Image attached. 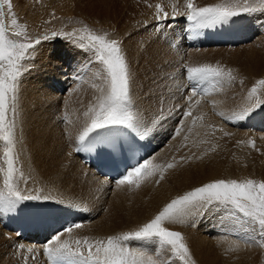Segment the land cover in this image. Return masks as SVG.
I'll list each match as a JSON object with an SVG mask.
<instances>
[{
  "label": "bare ground",
  "instance_id": "bare-ground-1",
  "mask_svg": "<svg viewBox=\"0 0 264 264\" xmlns=\"http://www.w3.org/2000/svg\"><path fill=\"white\" fill-rule=\"evenodd\" d=\"M79 1L80 2L77 3H80V5L76 6V10H80L83 8L84 9L83 12H86L87 16L90 17L92 16V18L95 17L96 21L104 20L103 22L105 23V28L108 27L110 31L114 32V34L111 36H113L116 40H118L121 49L122 50L129 49V51L127 50L128 53H125V51L122 52L126 58V62L128 64V69L131 78L130 79V98H131L130 110L134 113L135 124H136V130L133 131L137 132V134L139 135L142 134L143 137L148 141L151 147L149 160H151L154 164H159V165L175 163L174 168L168 169L164 173V179L161 180L159 184L155 183V181L159 178L157 174L156 176L150 177L147 180H145L137 191H141V193L150 192L152 201L156 203L155 205L163 208V206L166 203L171 201L169 195L175 190L174 188L171 187L173 186V184L176 185L175 188L176 189L178 188L180 190L179 194L182 195L187 190L186 184L188 183L186 182L190 181L191 178L193 180L201 179L198 181H202V177L200 173L199 174L197 173L198 175H195L194 177L190 176V174L193 175V173L196 170L202 171L203 170L202 167L205 168L207 173L205 174L204 177H206V179L217 178L219 171L221 175L223 168L227 167L229 163L226 166H225L226 162L223 164L221 162V164L215 165V161L212 160V158H206L204 153L205 151L202 152V150L200 149H203V146L213 147L215 144L216 145L214 148L218 147L217 149H233L232 148L233 145L232 141L234 140L232 139L233 137L228 141L226 139L220 141V137H221L220 131L223 130L226 133H230L231 135L236 133L239 136L244 135L243 134L244 132L234 131L233 129H231V126L228 123L223 122V117L225 118L226 116H231L233 115V113L239 112L241 109H243L242 99L238 100V97L241 95H239L238 92H234L236 96L234 95V98L231 99L229 95L224 94L229 96V101H228L227 99H224L225 96L221 97L220 93L222 91L218 93L215 90H213L214 94L210 95L207 98L202 97V99L199 98L195 99V97H192V100L190 101L189 97L191 95L189 93V90L185 86L183 82L184 80H180L178 76L180 72H182L181 70L185 69V65L199 66L202 64H210V65H218L222 67V64H224L229 59L226 58L228 57L227 55L226 57L224 56L225 51H230L233 48H230L228 45L227 46L229 48H227L226 46H221L223 48L208 47V46H206L208 48H203V49L202 48L195 49L194 47L187 48L185 45L184 38L181 34V30L184 29L183 24L186 25V23L184 22L185 19L184 17L186 16V14L184 16L183 15L184 13L181 14V16L174 15L173 17H170L169 20L168 18L164 20L162 26L165 28L164 32L166 34L164 36L163 35L164 32H163L162 34L163 37L159 36V38L162 37V39L157 38V36L156 38H154L155 35L157 34L156 33L155 35H153L154 39L151 38L152 39L151 40L150 39L151 36H150L147 38L150 41L146 42L144 40L146 42L144 44L138 41L140 37L138 39L136 38V40L140 44H142L141 46L139 45L138 42L133 41L134 43L131 44L130 46L128 45L129 46L128 47L126 45L127 44L126 42L130 38L129 35L132 33V31L134 32L135 30H131L130 33V29H133L134 27L131 28V25L129 24L126 25V22H128V20L130 19V18L128 19L127 17H129V15H131L134 10L131 11V14H129L128 12L129 15L127 16V10L129 8L128 9L126 8L127 10H125L126 11L125 17L128 20L126 19L127 21H124L125 23H122L123 21L118 22L119 20H117V22L115 21V18L120 14L119 10L121 9L122 12V8H124L127 4L124 0L123 1L119 0L124 4L126 3L125 6H123L122 8H121L122 6L121 2H118L119 4L118 3L115 4L113 3V0H79ZM164 1L165 0H162L161 4L165 6L166 4H170V3H172L170 5H173V2L175 0H167L165 2ZM43 2L46 3L47 1H43ZM70 2L73 1L49 0L48 6L51 7V10L54 11L56 15L61 13H66L67 15V13L70 12V8L72 6ZM114 2L116 1L114 0ZM219 2H221V0H194V4L198 3L196 7L208 6ZM116 5H121V6H119L118 8ZM131 5L129 7H131ZM139 6L141 5L139 4ZM131 8L135 9L134 6H132ZM42 9L44 8L42 7ZM139 9L140 8H138V10ZM142 9L143 8L141 7L140 12L143 11ZM138 10L136 11L138 12ZM181 10L186 12V8L184 7H181ZM44 12L48 14L50 13V9L49 10L46 9ZM141 13H143L144 15L145 10ZM260 13L258 15V11H256L253 14L254 18L252 17L253 19L251 20V23L253 25V23L256 20V22L259 24V28L254 27L255 35L253 41L250 43L251 45L249 44L251 48L252 46H255L256 48L258 47L257 51H253L251 52V54H248V59L246 57L247 55L245 56L246 61L244 65H242L243 62L242 64H240V59H236V57H235L236 60H234L233 58L231 59L230 57L231 59L230 62L228 63L229 60L227 61V63L230 64L229 66L230 69L233 70L232 69L233 67L235 68L236 71L235 74H233V76H235L236 79L232 81L235 86H237L236 82H244V84H246L250 82L252 79L259 80V77H264V18L262 15H260ZM137 15L136 18L138 20L139 19L138 17L140 15H138V17ZM162 15L161 17H163ZM143 20L148 21L144 18ZM143 20L142 23L140 24H144L145 21L143 22ZM148 22L149 23L151 22L152 24L151 20H149ZM244 24L245 22L243 19L240 20L239 18L238 19L235 18V20L232 23L221 25V30L228 32L232 38V41L229 42L228 44L232 42L240 43L244 37L243 33H245V36L247 35V32H249L251 28H247L246 24L245 25ZM125 26L130 27V29L126 31V32L129 31L128 33H130L127 35L129 38H127V36L125 37L126 35V33L124 34ZM143 26L145 27V25H142V27ZM149 27L147 29H151V27L150 28ZM55 28L56 26L52 29ZM141 28L139 29L141 30ZM137 32L136 33L134 32V34L139 33ZM144 33L140 35H144L145 37H147L148 35H151L150 33L154 34L153 31L152 32L147 31L148 34L147 33L144 34ZM108 37L110 38V36ZM124 37L125 40L127 41L123 43ZM135 37L137 36L135 35ZM135 37L133 38L135 39ZM46 46L45 45L43 46L44 49ZM239 46H241L242 49L244 45H239ZM66 47L68 46L66 45ZM36 48L37 50L39 49L38 47ZM239 49L240 47H236L235 50H239ZM46 50L47 48L44 50V52ZM57 50L60 51V49ZM42 53H40V55ZM51 54H48V56L52 57L50 56ZM32 55H33V59L30 65L32 64L31 67H33L34 69L33 75H31V79L27 83L25 82L26 84L20 89V92H18V101H17L18 115H17L16 136L21 137L22 144L16 143V149H15V156L17 158L16 167L20 169V173L17 174L16 184L23 194L39 195L41 199L34 201H26L21 206H19L15 212L0 215V253H2V251L4 252V250L9 251V249L11 248H13L14 251L15 250L14 247L16 246L17 248L22 249V255L24 257L28 255L27 258L30 264H42L43 261L45 264L44 259H46L47 257L44 255V248L46 245H48L49 240L52 239L53 236L60 235L61 233H63V235H61L62 240L63 239L83 240L85 237H87L90 241H95L97 239H106L110 235H117L119 233L127 231L126 228L130 223H128L127 226L122 224L120 211L113 212L110 211L111 209L110 210H106V209L108 208L107 205L111 204L109 203L111 202V199L115 196L120 195L119 190L128 187V185L118 187L116 181H108L106 179L99 178L93 172L90 166L83 164L81 161V151L78 150L81 148V145H79L77 141L85 125V117L83 116V113L87 110V106L89 103L95 102L94 97L99 95L97 89L95 87H93L90 90L88 88H85L89 85L88 84L87 86H83L84 88L81 87L82 89L75 88L76 90H74V88L73 89L72 88L70 89V87L67 88L70 89L69 93L71 94L66 93L67 91H64L67 95H65L63 92L61 96L59 94L57 95L58 88L63 86L60 85L61 81L63 80L61 70L62 67L66 66L65 64H67L65 63L64 65H62L63 63L58 64V62L59 63L60 61L66 62V60L68 61V59L65 60V58L64 59L59 58V60L56 59L58 60V62L56 63L51 61L47 63L48 60L46 59L48 57L45 59L46 61L43 62L44 59L43 60L42 59L40 60L38 58L36 59L35 55H38V53ZM241 56L238 57L241 58ZM74 58L76 60V56H74ZM71 59H73V57ZM137 71L141 72L140 75ZM136 72L140 77L137 75ZM184 74L186 73L182 72V76H184ZM136 75L140 78L139 84H141L140 86H142L141 87L142 95L140 94L141 91L136 93L135 84L132 85L133 82L138 79L136 78ZM165 75H167L166 84L168 86L166 84L164 85L162 84L166 79ZM22 79L24 80V78ZM94 81L98 82V80L97 81L94 80ZM93 82L90 83V85L94 84ZM158 83H160V85ZM154 84L155 85L158 84L159 87L158 85L156 86L158 88L151 87L154 86ZM136 85H138L137 82ZM162 85L163 86L166 85L170 89V91L168 90L169 91L168 92L166 90L167 88L164 89ZM133 86H134V91H133ZM184 90L186 93H182V91ZM222 90L224 91L226 90V88L225 89L223 88ZM91 94L93 95V98L88 97V96L91 97ZM62 95H65L63 97L64 100L62 98ZM70 95L73 96L71 98H67V96ZM197 99L200 100L198 115L185 118L184 112L189 110V104L190 103L194 104V101ZM57 110L60 111L59 116L57 114V119H60V117H62V114H64V118H65L64 123L62 121H61L62 123L61 122L59 123V121L56 119V116H53L55 111ZM50 115L52 116L51 118ZM198 116H201L202 119L197 120L196 124L193 126L192 119L193 117H198ZM212 124L214 125V131H212V129L210 128V125ZM189 127H192L193 129L191 133L188 132ZM218 128L220 129L219 131ZM178 130H180L179 135H177ZM185 136H188L187 141L184 140ZM202 154H204L203 158H202ZM0 155H2V150H0ZM216 157H220V156L217 155ZM215 159L219 160L220 158H215ZM0 165H2V161H0ZM225 169H226L225 172L226 174H232V175L234 174L233 172H231L230 170L231 168H225ZM194 174H196V172ZM167 181H171L174 183L169 182L170 184H172L170 186ZM0 186H2V177H0ZM139 196H141V194ZM43 197H50V199L45 200L43 199ZM143 203H146V201ZM118 208L121 209L120 207ZM153 208L155 207L153 206ZM128 209H130V207ZM127 215H125L124 217H126ZM127 218L124 219L127 221L128 220ZM47 220H51L53 222V225L50 226L47 225L46 222ZM140 221L141 220H138L137 222ZM76 224H80L81 227L75 228L74 226ZM212 224L214 223L212 222ZM168 225L165 224V226ZM68 227L73 228L71 234L64 232V230ZM219 227L221 228V225ZM223 228H227V227H223ZM17 230L21 232L25 230L24 232L29 236V238L24 239L23 241L20 240V236H18L16 232H14ZM205 230L206 231H204L202 234L200 233L201 235L200 234L198 235L200 237L197 238L196 241L195 239L191 240L194 246L191 244L189 246H192L195 252L194 253L190 248L191 255L198 264H212V261L217 262L218 264V261H215L216 258H214L215 259L214 260L211 255H209L211 257L207 255L208 251H206V254L204 256L201 253L202 255L201 257L200 251L203 249L200 250V248H205L206 250H210V251L212 249L214 251L218 249L216 251H219L220 250L219 248L221 247L224 248V246L226 245L227 246L232 245L230 247L235 246L232 243H234L236 239H234V237H231L230 235H226L222 237L217 230L212 228L211 229L205 228ZM183 232L181 233L183 234ZM190 232L194 233V230ZM193 233L191 235H193ZM187 236L190 237L189 234H187L184 237ZM147 245L148 244H142L141 242H138V243H132L131 247H143L146 248L150 254H152L151 250L147 248ZM28 250H32V252L30 253L28 252ZM230 252L228 251V253ZM163 253L162 255L160 254L162 259H163ZM85 254H86V249H85ZM225 254L227 253L225 252ZM235 254H239V253H234V255ZM167 256L168 255H166V257L164 256V259L165 258L167 259L168 258ZM210 258H212L213 260ZM18 262H21V260ZM74 262L78 263L77 261ZM12 263L13 262L11 261V264Z\"/></svg>",
  "mask_w": 264,
  "mask_h": 264
},
{
  "label": "snow or ice",
  "instance_id": "snow-or-ice-1",
  "mask_svg": "<svg viewBox=\"0 0 264 264\" xmlns=\"http://www.w3.org/2000/svg\"><path fill=\"white\" fill-rule=\"evenodd\" d=\"M185 8L186 18L192 29H202L230 24L243 13L264 12V0H255L254 5L250 4L249 0H221L219 3L203 7H196L193 0H186ZM156 10L158 15L163 11L159 4L156 5ZM6 16L10 20L8 24H5ZM164 18H167V13H164ZM58 35H66L78 48L90 54V59L99 66L95 76L102 81L101 84L93 85L99 95L94 97L95 102L89 103L83 113L85 125L77 143L88 150L108 148L111 155L133 151L132 144L119 142V129L136 130L135 116L130 110L131 78L120 43L109 39L107 34H97L87 27L79 30V34H51L52 37ZM12 36L21 39H12ZM50 38L43 37L44 40ZM40 42V39L30 40L25 26L18 24L13 13L12 0H0V215L15 212L26 201L41 199L39 195L23 194L18 188L16 178L20 169L16 167L15 156L18 92L21 78L27 71L23 61L30 59L29 50L34 49ZM185 68L189 81H211L214 87L236 79L231 69L226 70L217 65H185ZM262 87L264 79L257 80L248 92V99H254V103L233 113L231 119L243 120L261 106L257 93ZM197 95L199 93L193 88L189 100ZM199 104L198 99L194 104L190 103L189 110L184 112L185 118L192 116V108ZM199 119L202 117H193L192 125ZM192 130V127L188 128L189 133ZM93 133L96 135L92 136ZM179 134L180 130L177 131V135ZM184 140L187 141L188 136H185ZM248 144L250 147L255 146L252 141ZM174 167L175 163L159 165L146 160L128 171L116 183L118 187L128 185L138 189L145 180L158 174L159 178L155 183L159 184L164 179V173ZM43 199L48 200L50 197ZM210 209L222 211V219L234 227L244 231L251 229L264 238V181L219 179L177 195L153 218L134 230L95 241H90L87 237L83 240H62L63 233L53 236L44 248V255L49 264H64L66 261H77L78 264H169V260L161 259L160 255L161 252L167 251L170 253L172 264L177 259L180 264H189L191 255L183 235L178 231L169 230L165 224H184L190 217ZM74 227L80 228L81 225L76 224ZM72 231V227L64 230L68 234ZM133 241L155 244L156 255L153 256L143 247H131L130 242ZM261 246H264V243Z\"/></svg>",
  "mask_w": 264,
  "mask_h": 264
},
{
  "label": "rangeland",
  "instance_id": "rangeland-1",
  "mask_svg": "<svg viewBox=\"0 0 264 264\" xmlns=\"http://www.w3.org/2000/svg\"><path fill=\"white\" fill-rule=\"evenodd\" d=\"M23 1V2H22ZM43 1H47L46 3H44ZM48 1L49 0H12V4H13V13L15 14V18L17 19V21H18V24H21V25H24L25 26V28H26V31H27V37L30 39V40H35V39H40L41 40V42H40V44H38V45H36V47H38L39 49L37 50V48L35 47V50L34 49H31V50H29L30 52H31V57H30V59H28V60H26V61H23V64L27 67V71H25L24 72V74H23V76H22V78H24V80L21 78V84L19 85V92H20V89L31 79V75H33V71H34V69H33V67H31L32 66V64L30 65V63H32V59H33V55L32 54H37L38 53V55H35V57H36V59L38 58V59H44L43 60V62L44 61H46V60H48L47 61V63L48 62H54V63H56V62H58V60H59V58H61V59H64L65 58V60L66 59H68V61L66 60V62H62V61H60V63L58 62V64H62V65H64L65 63H67V64H65L66 66H63L62 67V78H63V80L61 81V83H60V85H63V86H61V87H59L58 88V90H57V95L59 94L60 96H61V94H65V95H67L66 93H69L70 92V89L72 88H74V90H76L77 88H81V87H83V86H87L88 84V86L89 87H91V88H89L88 86L87 87H85V88H88L89 90L90 89H92L93 88V86L92 85H94V84H101L102 83V81L101 80H99V79H97L96 78V76H95V73H96V71H97V69L96 68H98L99 66L96 64V62L94 61V60H91L90 59V54L88 53V52H85L84 50H81L80 48H78L74 43H73V41H72V39H70V38H67L66 37V35H58V36H56V37H52L51 36V34L53 33V32H57V33H63V34H67V33H71V32H76L77 34H79V30H81V29H83V28H85V27H87L88 29H90V30H92V31H94L95 33H97V34H100V35H103V34H107L108 36H110V38L109 39H114V40H116L113 36H111V35H113L114 34V32H112V31H110L109 30V28L108 27H106L105 28V23L102 21V20H98V21H96V18L94 17V18H92V16L90 17V16H87V13L86 12H83V8L82 9H80V10H76V6L78 5H80V3H77V2H80L79 0H71V1H73V2H70V4L72 5L71 6V8H70V12L69 13H67V15H66V13H61V14H58V15H56V13L54 12V11H52L51 10V7L50 6H48ZM75 1V2H74ZM116 2H114V0H113V3H118V2H121V1H123V0H121V1H119V0H115ZM126 3V6H125V4L123 3V2H121V4H122V6L121 5H116L118 8H119V6H121V8L123 7V6H125L124 8H122V12L124 13H122L121 12V9L119 10V13L120 14H122V15H118V16H121V17H116V18H118V19H116L115 18V21L117 22V20H119L118 22H122V23H125L124 21H127L129 18V20H128V22H126V25L127 24H129V25H131V28H133V29H130V27H128V26H125V28H124V34L126 33V35H125V37L128 35V34H130L131 33V30H135L134 32L136 33L137 31L139 32H137L138 34H134V32L132 31V33L129 35V37L127 36V38H129L128 39V41L127 40H125V37H124V39H123V43L124 42H126L125 44L128 46H130L131 44H133L134 42L133 41H135V42H142V44H144V43H146V42H148V41H150L149 39H147L148 37H150V39L152 38V39H154V38H156V36H157V38H159V36H162L163 37V35L165 36V32H164V27L162 26L163 25V22H164V20L162 21V23H160V25H158V22H159V20L160 19H165L164 18V13H167V18H168V20L170 19V17H173L174 15H178V16H181V14H183L184 16H185V14H186V12L185 11H182L181 10V7H184L185 8V2L186 1H180V0H175L174 2H173V5H170V4H172V3H170V4H166L165 6H166V10H167V12H164V13H162V14H160V15H158L157 16V10H156V5L157 4H161V2H162V0H124ZM127 1H129V2H127ZM156 1H158V2H156ZM165 1H167V0H165ZM164 1V2H165ZM177 1V2H176ZM180 1V2H179ZM132 2V3H131ZM150 2V3H149ZM193 2H194V0H193ZM249 2H250V4H255V0H249ZM29 3V4H28ZM128 3H131V4H128ZM134 3V4H133ZM176 5H175V4ZM182 3V4H181ZM20 4V5H19ZM44 4V5H43ZM73 4H74V6H73ZM119 4V3H118ZM136 4V5H135ZM138 4V5H137ZM139 4L141 5V6H139ZM198 3H195V6L197 5ZM127 5H128V7H127ZM131 5V7L132 6H134L135 7V9H132L131 7H129ZM115 6V7H116ZM170 6H171V8H170ZM42 7L44 8V9H42ZM46 7V8H45ZM116 7V8H117ZM140 8L139 10H138V8ZM141 7L143 8L142 10L144 11L145 10V13H144V15H143V13H141V12H143V11H141L140 12V10H141ZM180 7V8H179ZM75 8V9H74ZM128 10H127V9ZM137 8V9H136ZM46 9H50V13H45L44 11L46 10ZM175 9V10H174ZM75 10H76V12H75ZM82 10V11H81ZM125 10H127V16L129 15V14H131V11L132 10H134V11H136V10H138V12L136 11V12H132V14L131 15H129V17H125L126 15V11ZM171 10V11H170ZM78 11V12H77ZM169 11V12H168ZM175 11V12H174ZM180 11V12H179ZM182 11V12H181ZM5 12H7V9H5ZM72 12V13H71ZM128 12H129V14H128ZM261 11H258V15H259V13H260ZM140 15L139 17H138V15ZM144 16H142L141 14ZM153 13V14H152ZM169 13V14H168ZM64 14V15H63ZM74 14V15H73ZM83 14V15H82ZM133 14H136L137 15V17L139 18L138 20H137V18H136V15H133ZM244 14H246V13H243V15ZM253 14H254V12H252V13H248V17L249 18H251V20L254 18L253 17ZM133 15V16H132ZM147 15H148V17H147ZM152 15V16H151ZM161 15L163 16V17H161ZM260 15H262L263 16V18H264V12H261L260 13ZM61 16V17H60ZM84 16V17H83ZM123 16V17H122ZM131 16V17H130ZM50 17V18H49ZM134 17V18H133ZM140 17H141V19L143 20V18L144 19H146V20H151L152 21V24H151V22L149 23L148 21H145V20H143V22L145 21L146 22V24H145V22H144V24H140V23H142V20L140 19ZM146 17V18H145ZM241 17H243V16H241ZM253 17V18H252ZM49 18V19H48ZM120 18V19H119ZM124 20H123V19ZM136 18V19H135ZM59 19V20H58ZM122 19V20H121ZM127 19V20H126ZM158 19V20H157ZM238 19V18H237ZM87 20H88V22H87ZM91 21V22H90ZM101 21H102V23H101ZM130 21H131V23H130ZM10 22V20H9V18L6 16L5 17V24H8ZM58 22V23H57ZM133 22V23H132ZM57 23V24H56ZM101 23V24H100ZM138 25H137V24ZM148 23H149V25H150V27H151V29H147L148 27H149V25H148ZM53 24H56V25H53ZM134 24H136V25H134ZM58 25V26H57ZM125 25V24H124ZM142 25H145V27L143 26L142 27ZM56 26V28L55 29H52V28H54ZM100 26H101V28H100ZM103 26V27H102ZM96 27V28H95ZM138 29H137V28ZM144 29H142V28ZM149 27V28H150ZM163 27V28H162ZM253 27H256V28H259V24L256 22V20H255V22L253 23ZM100 28V29H99ZM139 28H141V30L139 29ZM157 28V29H156ZM162 28V29H161ZM128 29H130V33H128V32H126ZM146 29H147V31H150V32H154V34L153 33H150L151 35H148L147 36V34L149 33H147V31H146ZM96 30H97V32H96ZM107 30H109V31H107ZM258 30V29H257ZM103 31V32H102ZM251 30H249V32H250ZM147 33L146 34V36L147 37H145L144 35H140V34H143V33ZM163 32H164V34H163ZM257 32V31H256ZM144 33V34H145ZM157 33V34H156ZM133 34H134V36H133ZM156 34V35H155ZM161 34V35H160ZM163 34V35H162ZM185 34H186V32H185ZM135 35L137 36V37H135ZM153 35H155V37L153 36ZM44 36H49V37H51L50 39H48V40H44L43 39V37ZM135 37V39L133 38V37ZM111 37H113V38H111ZM140 37V38H139ZM141 37H142V40H141ZM154 37V38H153ZM162 37H160L161 39H162ZM12 39H21V38H17V37H14V36H12L11 37ZM136 38L138 39V41L136 40ZM146 38V39H145ZM159 38V39H160ZM246 38H248V35H246ZM151 39V40H152ZM125 40V41H124ZM146 42H145V41ZM244 40L245 39H242V42H244ZM118 41V40H117ZM253 40H251V41H249V42H246V43H244V44H240V45H244L245 46V48H244V46L242 47V49H241V46H234L235 47V49H236V47H240V49L239 50H235L234 49V47L233 46H229L230 48H233L232 50H230V51H225V53H224V56L226 57V55L228 56V57H226L228 60V63L230 62V60L233 58L234 60H236V59H240V64H242V62H243V64L242 65H244L245 64V59H246V57H247V59H248V54H251V52H253V51H257V48L255 47V46H252V48L254 49H252L251 47H250V43L252 42ZM132 42V43H131ZM138 42V43H139ZM139 43V45L141 46L142 44H140ZM250 44V45H249ZM46 46L45 47V49L47 48V52L45 51L44 52V47L43 46ZM66 45L68 46V47H66ZM61 46V47H60ZM64 46V47H63ZM72 46V47H71ZM128 46V47H129ZM246 46H249V47H246ZM43 49H42V48ZM56 47V48H55ZM76 47V48H75ZM227 48H229L228 46H226ZM74 48V49H73ZM219 48H223V47H219ZM251 48V49H250ZM57 49H60V51H58ZM66 49V50H65ZM41 50H43V51H41ZM48 50H49V52H48ZM57 52H56V51ZM70 51V52H68V51ZM74 50V51H73ZM78 50V51H77ZM128 51H129V49H127ZM127 50H122L123 52L125 51V53H128V51ZM33 51V52H32ZM34 51H36V52H34ZM38 51V52H37ZM51 51V52H50ZM53 51H55V52H53ZM127 51V52H126ZM239 51V52H238ZM42 52H44V53H42ZM66 52V53H65ZM67 52H68V54H67ZM73 52H74V54H73ZM230 54H228V53ZM249 52V53H248ZM40 53H42L41 55H40ZM53 55H52V54ZM56 53H57V56H56ZM59 53V54H58ZM76 53H78V54H83L84 56H86V57H83L82 59H80V56H78ZM233 53V54H232ZM239 53V54H238ZM44 54V55H43ZM46 54V55H45ZM48 54H51L50 56H52V57H49L48 56ZM70 54V55H69ZM244 54V55H243ZM40 55V56H39ZM242 55V56H241ZM247 55V56H246ZM38 56V57H37ZM45 56V57H44ZM60 56V57H59ZM74 56H76V60H75V58H74ZM241 56V58H239V57ZM246 56V57H245ZM42 57V58H41ZM48 57V58H47ZM58 57V58H57ZM68 57V58H67ZM73 57V59H71ZM230 57H231V59H230ZM235 57H236V59H235ZM238 57V58H237ZM47 58V59H46ZM46 59V60H45ZM49 59H51V60H49ZM55 61H54V60ZM56 59H58V60H56ZM80 60V61H79ZM30 61V62H29ZM72 61V62H71ZM73 61H74V63H73ZM79 61V62H78ZM227 61L224 63V64H222V68H224V69H230V64H228L227 63ZM71 62V63H70ZM76 62V63H75ZM78 62V63H77ZM68 64H69V67L72 69L73 67H74V69H73V71H71V72H67V70L66 69H68L69 67H68ZM218 66V65H217ZM30 68V70H29V68ZM244 67V66H243ZM32 68V69H31ZM69 68V69H70ZM88 68V69H87ZM84 69L86 70V71H84ZM94 69V70H93ZM232 74H235V68H233L232 67ZM29 70V71H28ZM93 70V71H92ZM31 71V72H30ZM183 73H186V68L184 69V70H181ZM89 72V73H88ZM138 73H139V75H140V71H137ZM136 72V73H137ZM234 72V73H233ZM83 73V74H82ZM92 73H94V74H92ZM138 73H137V75H138ZM92 74V75H91ZM187 74V73H186ZM185 74V75H186ZM79 75V76H78ZM89 75V76H88ZM136 75V78H138L137 80H135L134 82H133V84L132 85H134L135 84V88H136V90H135V92L136 93H138V92H140V94L142 93V86H140L141 84H139L140 83V76L138 77ZM64 76H66V79H65V77ZM84 76V77H83ZM166 77V79H165V83L163 82V81H161V82H163L162 84L164 85V84H166L167 82V75H165ZM30 77V78H29ZM77 77V78H76ZM86 77V78H85ZM90 77V78H89ZM92 77V78H91ZM29 78V79H28ZM75 78V79H74ZM94 78V79H93ZM96 78V79H95ZM264 79V77H259V80H261V79ZM26 79H27V81H26ZM92 79H93V81L94 80H98V82H93L92 81ZM169 79V78H168ZM66 80H68V81H66ZM145 80V79H144ZM164 80V79H163ZM170 80V79H169ZM86 81H88V82H86ZM91 81V82H90ZM256 81H257V79H252L250 82H248V83H246V84H244V82H236V85L237 86H235L234 84H233V82H230V83H228V82H223V83H221V87L219 86V85H216L215 86V88H214V90L216 91V92H218V93H220V91H222L221 93H220V95H221V97L222 96H225V98L224 99H227L228 101H229V96H230V98L231 99H233L234 98V92H238L239 93V95H241V96H239L238 97V100L239 99H242V108H244L245 106H247V105H249V104H251V103H254V99L252 100V101H250L249 99H248V92H249V90L256 84ZM26 82V83H25ZM67 82H69V83H67ZM94 83V84H92V85H90V83ZM136 82H137V84L138 85H136ZM160 82V83H161ZM184 82V84H185V86H186V82L187 81H183ZM67 83V84H66ZM160 83H158L159 85H160ZM235 83V82H234ZM69 84V85H68ZM82 84V85H81ZM157 84V85H158ZM59 85V86H60ZM68 85V86H67ZM72 85V86H71ZM75 85V86H74ZM77 85V86H76ZM157 85H155L154 84V86H151V87H155V88H158L159 87V85H158V87H156ZM162 85V87H164V89H166L167 91L169 90L170 91V89L166 86H163ZM226 85V86H225ZM250 86V87H249ZM70 87V89H67V88H69ZM151 87H149V88H151ZM161 87V88H162ZM225 89L226 88V90H222L223 88ZM248 87V88H247ZM76 88V89H75ZM84 88V87H83ZM82 89V88H81ZM87 89V90H88ZM141 89V90H140ZM166 90H165V92H166ZM64 91H67L66 93L64 92ZM133 91H134V86H133ZM168 91V92H169ZM228 91V92H227ZM63 92V93H62ZM224 92V93H223ZM182 93H186L185 92V90L184 91H182ZM190 93V92H189ZM229 93V94H228ZM69 94H71V93H69ZM68 94V95H69ZM224 94H227V95H229V96H227V95H224ZM65 95H62V98L65 96ZM142 95V94H141ZM191 95V94H190ZM190 95H187V96H190ZM242 95H243V97H242ZM257 95H258V97H259V99H260V101H261V106L260 107H258V108H256L255 110H258V109H264V87H262V88H260L259 90H258V93H257ZM73 96V95H72ZM71 95L70 96H67V98H71L72 97ZM236 96V95H235ZM89 98H93V95L91 94V97L90 96H88ZM242 97V98H241ZM196 98H198V97H195V99ZM204 98V97H203ZM200 99H202V97H200ZM63 100H64V98H63ZM245 101V102H244ZM238 102V101H237ZM17 110H18V108H17ZM254 110V111H255ZM59 110H57V111H55V113H56V115H55V113H54V115L53 116H56V119H57V114H58V116H59V113H60V111L58 112ZM52 116L50 115V118H51ZM63 118V119H62ZM61 119V120H60ZM60 119H57L58 121H59V123L62 121L63 123L65 122L64 120H65V118H64V114H62V117H60ZM61 122V123H62ZM221 133V137H220V141H222L223 139H226L227 141L228 140H230L232 137V139H234L232 142H233V145H232V148L233 149H217V148H214L215 147V145L212 147H207V146H203V149H200V150H202V152H204L205 153V156H206V158H212V160H214L215 161V165H218V164H221V162H222V164L223 163H225V166L229 163V165L227 166V167H224L223 168V171H222V174L220 175V171H219V173H218V175H217V178H212V179H206V177H204L205 176V174L207 173L206 172V169L205 168H203L202 167V169H200V170H202V171H198V170H196L195 172H196V174H194L193 173V175L192 174H190V176H192V177H194L195 175H198L199 173H200V175H201V177H202V181H203V183H202V181H198V180H201V179H192L191 177V179H192V181H191V179H190V181H188V182H186V183H188V184H186V188H187V190L186 191H190V190H192L193 189V187L195 188V186L196 187H199V186H201V185H203V184H205V183H209V182H212V181H214V180H219V179H224V180H229V179H235V180H237V181H240V180H245V179H253V180H257V181H264V131H261L259 134H255V137H249V136H244V135H241V136H239V135H237V133L236 134H233V135H231L230 133H227L226 134V132L223 130V131H221L220 132ZM244 134V133H243ZM19 141V142H18ZM249 141H252L253 143H254V147H250L249 146V144H248V142ZM16 143H18V144H22V140H21V137L19 136V137H17L16 136ZM219 145V144H218ZM198 148V147H197ZM219 153H220V155H219ZM224 156H223V155ZM220 156V157H216V156ZM222 155V156H221ZM215 156V157H214ZM204 157V154H202V158ZM233 157V158H232ZM162 158H164V157H162ZM215 158H220L219 160H217V159H215ZM223 158H224V160H223ZM226 160V161H225ZM214 161H213V163H214ZM263 162V163H262ZM242 163V164H241ZM232 164V165H231ZM231 165V166H230ZM243 167V168H242ZM245 167V168H244ZM225 168H231L230 170H231V172H233L234 174L232 175V174H226L225 172H226V169ZM251 168V169H250ZM236 169V170H235ZM245 169V170H244ZM192 170V169H191ZM225 170V171H224ZM242 170V171H241ZM259 171V172H258ZM191 173V172H190ZM198 173V174H197ZM204 173V174H203ZM236 173V174H235ZM206 179V180H205ZM194 181H197V182H194ZM168 183L170 182V183H174V182H171V181H167ZM169 183V185L171 186L172 184H170ZM199 183V184H198ZM201 183V184H200ZM142 185V184H141ZM169 186V187H170ZM172 188H174L175 190L168 196L170 199H173V198H175L177 195H180L179 193H180V190L177 188H175L176 187V185H174L173 184V186H171ZM138 189L137 188H135L134 186H132L131 188L128 186V187H125V188H122V189H120L119 190V193H120V195H118V196H115V197H113L112 199H111V202H109V203H111V204H109V205H107L108 206V208L106 209V210H110V211H113V212H116V211H120V217H121V220H122V224L123 225H125V226H127V224L128 223H130V224H128V226H127V231H131V230H134L139 224L141 225V224H143V223H146V222H148L151 218H153L161 209H162V207H158L157 205H155L156 203H154L153 201H152V199H151V194H150V192H148V193H141V191H137ZM173 190V189H172ZM140 192V193H139ZM176 192H178V193H176ZM175 193H176V195H175ZM141 194V196H139ZM124 195V196H123ZM175 196V197H174ZM146 197V198H145ZM119 199V200H118ZM124 199V200H123ZM144 200V201H143ZM127 202V204H126V202ZM146 201V203H143V202H145ZM149 202V203H148ZM153 204V205H152ZM153 206L155 207V208H153ZM118 207H120L121 209H122V207H123V209H122V211L123 212H125V213H123L122 211H121V209H119ZM130 207V209H128ZM148 207V208H147ZM161 208V209H160ZM151 209V210H150ZM222 211H220V212H217V211H215V210H208L207 212H204L203 214H197L196 216H194V217H190L184 224H170V225H168L167 223H166V225H168V226H165V227H168L169 228V230H172V231H178V232H185V233H187V234H189V236L193 233H191L190 231H193L194 230V233H193V235H191L190 237H184V236H186L187 234H185L184 232H183V234H185V235H183L181 232V234L183 235V237H184V242L187 244V246H188V248H189V251H190V255H191V250L194 252V248L192 247V246H189L190 244L191 245H193L194 246V244H193V242L191 241V240H194L195 239V241H196V239L197 238H199L200 236H198L200 233L202 234L204 231H206L205 230V228H209V229H215V230H217L219 233H220V235L222 236V237H224V236H226V235H230V236H234V239H236L235 241H234V243H232L233 245H235V246H233V247H230V246H232V245H226V246H224V248L223 247H221V248H219L220 250L219 251H216V250H218V249H216L215 251L212 249L211 251L210 250H206L205 248H200V250L201 249H203V250H201L200 251V255H201V253L203 254V256L206 254V251H208L207 253V255L209 256V255H211L212 256V258L214 259V258H216V260L215 261H218V264H224L225 262V264H264V246H261V244L262 243H264V238H262L259 234H258V232H255V231H252L251 229H249L248 231H244L243 229H241V228H237V227H234L230 222H228L227 220H223L222 219V216L224 215V213H221ZM128 215H127V214ZM206 213H207V215H206ZM212 213V214H211ZM218 213V214H217ZM125 215H127L126 217H124ZM210 215V216H209ZM129 216V217H128ZM212 216V217H211ZM218 216V217H217ZM128 217V218H127ZM131 217V218H130ZM210 217H211V219H210ZM124 218H127L128 220V222L124 219ZM124 219V220H123ZM209 219V220H208ZM138 220H141L140 222H137ZM130 221V222H129ZM203 221H205V222H203ZM211 221V222H210ZM212 222L214 223V224H212ZM202 223H205V226L203 225V226H199L200 224H202ZM209 223H211V224H209ZM219 225H218V224ZM222 223V224H221ZM226 223V224H225ZM228 223V224H227ZM113 224V223H112ZM209 224V225H208ZM216 224H217V226H216ZM210 225H211V227H210ZM221 225V228L219 227ZM171 227H172V229H171ZM180 227H181V229L183 230H181L180 229ZM184 229H183V228ZM223 227H227V228H223ZM188 228H189V230H188ZM203 228V229H202ZM223 228V229H222ZM192 229V230H191ZM186 230V231H185ZM202 230V231H201ZM220 230H223L224 231V233L226 234V235H224L223 233H221L220 232ZM190 232V233H189ZM195 232H196V235H195ZM198 233V234H197ZM200 234V235H201ZM195 235V236H194ZM194 237V238H193ZM189 238H192V239H189ZM187 239V240H186ZM232 240V239H231ZM194 241V242H195ZM133 242H135V243H138V242H136V241H133ZM231 244V243H230ZM154 245V246H153ZM130 246H131V244H130ZM153 247V248H152ZM231 249H229V248ZM147 248L149 249V250H151V253H152V255L154 254V256L156 255V252L154 251L155 249H156V245L155 244H148L147 245ZM190 248H191V250H190ZM223 248V249H222ZM14 251H13V248H11V249H9V251L8 250H4V252L2 251V253H0V264H9V262H10V264H11V261L13 262L12 264H30L28 261V258H27V256H23L22 255V249H19V248H17L16 246L14 247ZM205 249V250H204ZM215 249V248H214ZM225 249V250H224ZM227 249V250H226ZM17 250V251H16ZM237 250V251H236ZM241 251V253H240V251ZM221 251H222V253H221ZM228 251L230 252V253H228ZM235 251V252H234ZM249 251V252H248ZM28 252H32V250H28ZM164 252V253H163ZM162 253H163V259H164V256L166 257V255H168L167 257V259L169 260V264H172V260H171V257H170V253H168L167 251H163ZM165 252H167V253H165ZM212 252V253H211ZM216 252V253H215ZM225 252L227 253V254H225ZM162 253H161V255H162ZM195 253V252H194ZM221 255H220V254ZM224 253V254H223ZM234 253H239V254H235L234 255ZM22 255V257H21V255ZM166 254V255H165ZM224 255H226V256H224ZM237 255H238V257H237ZM242 255V256H241ZM4 256V257H3ZM211 256H209V257H211ZM214 256V257H213ZM224 256V257H223ZM7 257V258H6ZM17 257V258H16ZM20 259H19V258ZM201 257H202V255H201ZM16 258V259H15ZM21 258H23V259H21ZM212 258H210V259H212ZM230 258V259H229ZM231 258H232V260H231ZM235 258V259H234ZM2 259V260H1ZM9 261H8V260ZM17 259H18V261H20L21 260V262H18L17 261ZM161 259H162V257H161ZM166 259V258H165ZM212 259V260H213ZM234 259V260H233ZM11 260V261H10ZM195 259L193 258V256L191 255V260L189 261V264H198L197 262H196V260L194 261ZM225 260V261H224ZM4 263H3V262ZM6 261V262H5ZM18 263H17V262ZM222 261V262H221ZM223 261H224V263H223ZM174 264H180V261L177 259V260H175L174 261ZM212 264H217V262H213L212 261Z\"/></svg>",
  "mask_w": 264,
  "mask_h": 264
}]
</instances>
